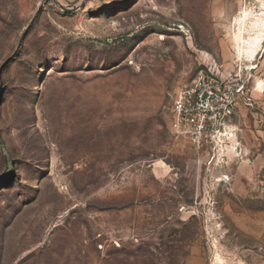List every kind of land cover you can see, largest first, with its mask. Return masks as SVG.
Returning a JSON list of instances; mask_svg holds the SVG:
<instances>
[{
  "label": "rangeland",
  "instance_id": "374dc122",
  "mask_svg": "<svg viewBox=\"0 0 264 264\" xmlns=\"http://www.w3.org/2000/svg\"><path fill=\"white\" fill-rule=\"evenodd\" d=\"M262 2L0 0V264H264Z\"/></svg>",
  "mask_w": 264,
  "mask_h": 264
},
{
  "label": "bare ground",
  "instance_id": "6f19581e",
  "mask_svg": "<svg viewBox=\"0 0 264 264\" xmlns=\"http://www.w3.org/2000/svg\"><path fill=\"white\" fill-rule=\"evenodd\" d=\"M209 0H194L195 8L201 9L206 6ZM264 11V2H262ZM235 35L234 40L237 46V53L245 62L255 59L264 45V12L255 16L252 9L239 8V14L234 19ZM257 88L264 89V81L257 82ZM218 182L229 183L228 177H222ZM218 264H225L220 257H217ZM215 263V264H217Z\"/></svg>",
  "mask_w": 264,
  "mask_h": 264
},
{
  "label": "built area",
  "instance_id": "2783aa9c",
  "mask_svg": "<svg viewBox=\"0 0 264 264\" xmlns=\"http://www.w3.org/2000/svg\"><path fill=\"white\" fill-rule=\"evenodd\" d=\"M211 95H212L211 93H208V94L206 95L205 99L208 100V99L210 98ZM182 108H183L182 106L178 107V102H177V103H176L175 110H176L177 112L180 113V112H182ZM205 118H206V116H202V117H200L199 120L201 121V123H203V121L205 120ZM199 132H200V130H199ZM200 140H201V135H200V134L195 135V140H194V142H195L196 144L199 145Z\"/></svg>",
  "mask_w": 264,
  "mask_h": 264
},
{
  "label": "water",
  "instance_id": "95a60500",
  "mask_svg": "<svg viewBox=\"0 0 264 264\" xmlns=\"http://www.w3.org/2000/svg\"><path fill=\"white\" fill-rule=\"evenodd\" d=\"M53 1H55V0H53ZM40 10V9H39ZM66 13H69V12H72L73 10L72 9H65L64 10ZM0 74H1V71H0Z\"/></svg>",
  "mask_w": 264,
  "mask_h": 264
}]
</instances>
